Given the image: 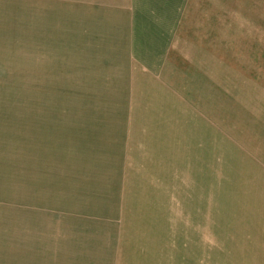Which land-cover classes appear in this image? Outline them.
<instances>
[{"label":"rangeland","instance_id":"rangeland-1","mask_svg":"<svg viewBox=\"0 0 264 264\" xmlns=\"http://www.w3.org/2000/svg\"><path fill=\"white\" fill-rule=\"evenodd\" d=\"M0 264H264V0H0Z\"/></svg>","mask_w":264,"mask_h":264}]
</instances>
